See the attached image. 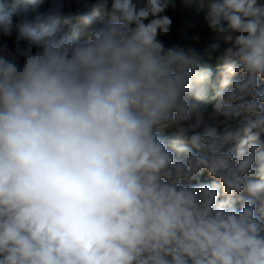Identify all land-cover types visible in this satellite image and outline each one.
Instances as JSON below:
<instances>
[{
  "label": "clouds",
  "instance_id": "1",
  "mask_svg": "<svg viewBox=\"0 0 264 264\" xmlns=\"http://www.w3.org/2000/svg\"><path fill=\"white\" fill-rule=\"evenodd\" d=\"M0 264H264V0H0Z\"/></svg>",
  "mask_w": 264,
  "mask_h": 264
}]
</instances>
